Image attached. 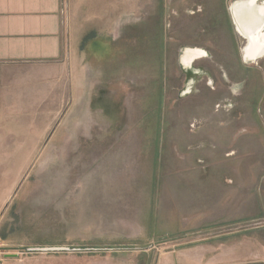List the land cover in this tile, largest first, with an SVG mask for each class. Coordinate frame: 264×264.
Segmentation results:
<instances>
[{"label":"rangeland","instance_id":"obj_1","mask_svg":"<svg viewBox=\"0 0 264 264\" xmlns=\"http://www.w3.org/2000/svg\"><path fill=\"white\" fill-rule=\"evenodd\" d=\"M94 1L105 16L82 28L93 33L72 60L70 102L61 92L50 123V101L22 100L1 119L0 264H263V201L237 202L230 214L241 218L201 222L165 180L206 172V122L227 134L239 116L245 136L230 144L250 145L228 163L249 164L252 193L264 188V56H244L227 0ZM185 47L205 55L183 68ZM230 176L218 178L237 186Z\"/></svg>","mask_w":264,"mask_h":264},{"label":"crops","instance_id":"obj_2","mask_svg":"<svg viewBox=\"0 0 264 264\" xmlns=\"http://www.w3.org/2000/svg\"><path fill=\"white\" fill-rule=\"evenodd\" d=\"M113 3L117 4V1L113 0ZM119 3L121 4L122 0L121 2L119 0ZM95 5L94 0H0V122L11 113L9 108L14 105L20 107L22 100L26 107L37 104V101L42 107L50 101V107L44 110L46 123L52 122L57 115L52 108L58 107L61 92L67 93L70 102L71 93L74 91L75 73L72 60L80 52L82 43L92 37L93 33L91 30L83 33L82 28L92 27L98 15L105 16V8L103 14L98 9H93ZM186 75L199 79L198 73L192 69L186 71ZM210 84L208 81L205 90L213 94L215 88ZM228 91L232 92L231 89ZM24 109L22 112H25ZM233 120L235 125L233 135L245 136L244 133L235 131L242 124L240 121L242 118L238 116ZM206 125L201 138L209 139L214 145L207 148L204 154L208 161L205 165L207 171L204 172L202 167L196 166L193 176L184 173L178 180H165V183L169 184L168 189L172 199H176V206L184 205L188 209L189 206L195 205L193 218L201 222L208 218L211 220L241 218L240 212L236 216L230 214L231 211L234 212L237 202L249 203L251 198L256 200L257 197L261 204L264 202L262 182L260 191L252 193L250 177L244 174L251 171L250 165L243 162L228 163L233 156L231 151L236 153L238 147L245 149L250 144L247 143L246 137H242L237 147L232 148L234 144H230L231 131L228 129L226 134L218 127L219 122H215V117L210 118ZM1 132L0 139L4 142L5 137L3 131ZM181 135L186 138V134ZM215 140L224 141L220 149L219 143L215 146ZM4 148L5 143L0 148L1 154L5 155ZM244 155L245 153L237 156L235 154V160L237 157L241 160ZM221 157L224 159L221 160ZM178 166L173 165L170 168L173 167L175 173L182 169L189 171V167ZM177 168L179 170H176ZM226 172H231L230 177L233 181L236 177L239 178L235 182L237 186L234 187L226 180H219L218 175ZM234 172L243 174L234 176ZM233 187L234 191L229 192L228 188ZM247 210L248 207L244 212ZM193 224L202 225L200 222ZM258 254L259 261L264 264V243L260 245Z\"/></svg>","mask_w":264,"mask_h":264},{"label":"bare ground","instance_id":"obj_3","mask_svg":"<svg viewBox=\"0 0 264 264\" xmlns=\"http://www.w3.org/2000/svg\"><path fill=\"white\" fill-rule=\"evenodd\" d=\"M231 12L238 31L247 39L244 56L251 61L264 56V0H236ZM204 55L201 49L185 47L180 56L181 66L189 68Z\"/></svg>","mask_w":264,"mask_h":264},{"label":"water","instance_id":"obj_4","mask_svg":"<svg viewBox=\"0 0 264 264\" xmlns=\"http://www.w3.org/2000/svg\"><path fill=\"white\" fill-rule=\"evenodd\" d=\"M243 1H246V0H243ZM235 2H236V0H227V10H228V13H229L232 25H233V29H234L235 33L237 34L236 25H235V22H234V19L232 16V12H231V5ZM245 43H246V41H245ZM44 250H64V249H62V248H45Z\"/></svg>","mask_w":264,"mask_h":264},{"label":"flooded vegetation","instance_id":"obj_5","mask_svg":"<svg viewBox=\"0 0 264 264\" xmlns=\"http://www.w3.org/2000/svg\"><path fill=\"white\" fill-rule=\"evenodd\" d=\"M226 7H227V3H226Z\"/></svg>","mask_w":264,"mask_h":264}]
</instances>
